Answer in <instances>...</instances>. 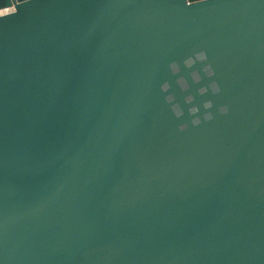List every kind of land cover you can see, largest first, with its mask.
I'll list each match as a JSON object with an SVG mask.
<instances>
[{
    "label": "water",
    "instance_id": "95a60500",
    "mask_svg": "<svg viewBox=\"0 0 264 264\" xmlns=\"http://www.w3.org/2000/svg\"><path fill=\"white\" fill-rule=\"evenodd\" d=\"M199 50L219 95L168 70ZM188 94L230 112L181 133ZM0 264H264V0H31L0 19Z\"/></svg>",
    "mask_w": 264,
    "mask_h": 264
},
{
    "label": "clouds",
    "instance_id": "9594fccd",
    "mask_svg": "<svg viewBox=\"0 0 264 264\" xmlns=\"http://www.w3.org/2000/svg\"><path fill=\"white\" fill-rule=\"evenodd\" d=\"M207 2L208 0H185V6L193 7L206 4ZM29 3H31V0H9V3L5 6H0V9L14 10L7 15H0V19H5L18 14L19 8ZM208 61L209 57L207 52L205 50H199L183 59V69L180 61L172 60L168 63V70L172 76L177 77L175 84L181 92H189V89L193 85L201 84L205 78L209 80V83L197 89V94L199 96L203 97L209 93H211L212 96H216L222 92L218 81L213 79L216 76V71L212 63H209ZM197 64L203 65V67L189 72L192 82L189 84L188 79L181 73L185 69H193ZM201 73H203V75H201ZM171 89L172 84L167 80L160 84V92L163 94L165 104L169 106V111L177 120H181L185 116V110L181 104L176 101V96L171 92ZM195 101L196 96L192 94H188L183 98L184 105L189 106L187 108V114L191 119L189 122L178 125V131L181 133L186 132L189 129V124L191 127L197 128L202 124L213 121L215 119V114L212 111L214 108H216V111L222 116H226L230 112L228 105L224 104L217 107L211 99L204 100L201 104H197ZM201 109H203V112H201Z\"/></svg>",
    "mask_w": 264,
    "mask_h": 264
},
{
    "label": "snow or ice",
    "instance_id": "6c2138e0",
    "mask_svg": "<svg viewBox=\"0 0 264 264\" xmlns=\"http://www.w3.org/2000/svg\"><path fill=\"white\" fill-rule=\"evenodd\" d=\"M5 13L4 12H0V15H4Z\"/></svg>",
    "mask_w": 264,
    "mask_h": 264
}]
</instances>
